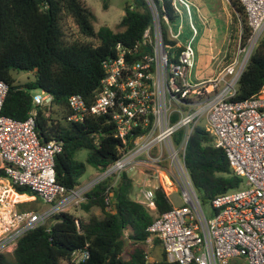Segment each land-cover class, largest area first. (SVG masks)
Segmentation results:
<instances>
[{
    "label": "built area",
    "instance_id": "1",
    "mask_svg": "<svg viewBox=\"0 0 264 264\" xmlns=\"http://www.w3.org/2000/svg\"><path fill=\"white\" fill-rule=\"evenodd\" d=\"M193 1L170 0L179 19L177 29L171 31L167 15L159 16L152 0H146L151 23L131 47L114 44V55L102 60L103 75L91 102L86 103L78 93L67 96L65 120L108 114L120 140L116 158L73 187L64 188L54 177L53 157L61 150V141L41 140L34 129V106L50 105L52 95L32 89L33 106L22 120L0 111V252L11 251L25 231L47 224L52 214L79 204L94 183L109 177L112 180L104 188L102 200L110 209V186L120 172L139 171L154 179L153 184L139 189L138 201L148 208H154L153 188H162L166 196L169 191H179L181 203L169 201L170 207L146 226L145 242L150 236L157 237L168 261L264 264V82L248 98H231L264 32V0H239L246 33L239 26L231 59L221 66L217 62L211 75L197 79L190 75L195 55L191 40L197 33L192 22ZM183 11L191 34L180 42L176 38ZM160 18L165 38L179 47L173 60L168 59L170 45L163 40ZM6 91L7 84L0 79V110ZM197 124L208 131L214 146L223 149L231 171L243 185L214 195L209 200L210 216L202 211L184 162L188 135ZM178 130L181 134L176 137ZM16 186L34 191L43 206L17 208L25 198ZM87 255L85 248L73 250L69 261L76 264ZM143 256L147 260L145 252Z\"/></svg>",
    "mask_w": 264,
    "mask_h": 264
},
{
    "label": "trees",
    "instance_id": "2",
    "mask_svg": "<svg viewBox=\"0 0 264 264\" xmlns=\"http://www.w3.org/2000/svg\"><path fill=\"white\" fill-rule=\"evenodd\" d=\"M226 1L230 23L218 66L231 59L239 26L243 33L247 31L241 2ZM152 2L159 16L175 18L170 0ZM106 3L102 0L103 8ZM122 9L113 27L100 24L94 28V14L84 0H0V79L7 84L0 111L22 120L33 106L32 89L52 95L50 105L34 106V129L41 140L61 141V150L53 157V168L56 182L66 189L78 183L87 165L102 170L117 156L120 140L108 114H88L79 121H67L65 116L69 113V94L78 93L86 103L91 102L103 75L102 60L114 55V44L131 47L151 23L146 0L126 1ZM160 25L163 40L170 45L168 59L173 60L179 47L174 40L165 38L161 18ZM19 70L30 72L31 78L17 82L13 71ZM263 82L264 32L252 49L231 98H248L258 92ZM180 134L181 130L175 132L176 137ZM80 149L85 150L83 159L76 157ZM184 162L200 203L240 184L241 178L231 171L223 149L212 144L202 125H195L188 135ZM111 180L103 178L85 192V199L78 205L86 216L76 215L70 208L52 214L47 224L19 236L11 251L0 252V264H71V251L82 248L87 249L88 255L76 264H177L165 258L162 248L155 260L148 261L143 256V244L149 234L146 226L170 207L162 188H153L154 208H148L132 197L133 176L122 171L110 186L112 206L106 209L102 197ZM15 188L34 195L27 187ZM24 202H19L21 209ZM93 206L99 211H91ZM153 242L159 243L158 238L154 236Z\"/></svg>",
    "mask_w": 264,
    "mask_h": 264
},
{
    "label": "rangeland",
    "instance_id": "3",
    "mask_svg": "<svg viewBox=\"0 0 264 264\" xmlns=\"http://www.w3.org/2000/svg\"><path fill=\"white\" fill-rule=\"evenodd\" d=\"M126 1L129 0H107L106 6L103 8L102 0H85L94 14V19L92 21L93 27L97 28L100 24L104 23L113 27L114 23L119 17L121 10H123L122 8ZM193 2L194 5L191 7L192 22L197 29V33L191 40V45L194 48L195 55L193 65L190 68V75L193 79H197L211 75L213 71H215V64L217 62L218 64L221 62L229 31L228 28L230 23V14L226 0H194ZM194 6L198 7L199 13L203 16L201 19L204 22V27L203 24H200V19L199 21L197 19L198 13L194 9ZM162 24H164L163 21ZM178 24L179 19L177 17L170 20L169 25L171 31H175L178 27ZM207 26L211 27L210 32L207 31V28H209ZM165 33L168 35L167 27L165 29ZM190 34L191 30L188 25V20L183 11V17L181 19V31L176 40L180 42L186 41L190 37ZM210 54L214 55L213 59L210 58ZM13 76L17 82H23L27 80V78H31V73L19 70L13 71ZM84 155L85 150L83 149H80L76 153V157L79 159H83ZM95 170L96 169L93 167L87 165L85 171L79 176L78 182L84 180L89 175V173L94 172ZM129 173L133 176L131 192L133 198H135V194L139 191V187H145L146 185L153 184L154 182L153 178L146 177L139 171H133ZM241 187H243L242 184L239 185V188ZM168 199L173 204L181 203L179 191L177 190L169 191ZM33 202H35L34 205L36 207H40L41 204L38 200ZM200 205L203 213L206 216H210L211 207L209 202H201ZM16 207L21 209L20 203L16 204ZM26 208H28V206L24 205V208L22 207V209ZM90 210L98 212L99 208L93 206ZM70 211L74 212L76 215L86 216V212L83 211L78 204L70 207ZM153 238L154 236H150V241H144L143 244L144 252L147 255L148 261L159 258L161 252L159 243H154Z\"/></svg>",
    "mask_w": 264,
    "mask_h": 264
},
{
    "label": "crops",
    "instance_id": "4",
    "mask_svg": "<svg viewBox=\"0 0 264 264\" xmlns=\"http://www.w3.org/2000/svg\"><path fill=\"white\" fill-rule=\"evenodd\" d=\"M85 1V0H84ZM194 9L196 10V12L198 13L197 14V19H198V21H199V19H200V24H203V22L201 21V18L200 17H203L200 13H199V10H198V7L197 6H194ZM122 12H123V10H121V12H120V14H119V16L122 14ZM119 18V17H118ZM117 18V19H118ZM117 21V20H116ZM105 24V23H104ZM107 25V24H106ZM203 27H204V24H203ZM206 27V26H205ZM207 27H209V28H207V31L208 32H210V30H211V27L210 26H207ZM209 29V30H208ZM209 34V33H208ZM92 173V172H91ZM91 173H89V175L91 174ZM141 187H139L138 189H140ZM139 194H140V190L135 194V199L136 200H138L139 199ZM35 196V197H34ZM168 196V195H167ZM23 197L25 198L23 201H25L24 203H23V205H25V206H28V208H40V207H42L43 206V203L40 201V199L36 196V195H32V194H28V193H23ZM35 200H38L39 202H40V207H36L34 204H35V202H33V201H35ZM33 206V207H32Z\"/></svg>",
    "mask_w": 264,
    "mask_h": 264
}]
</instances>
